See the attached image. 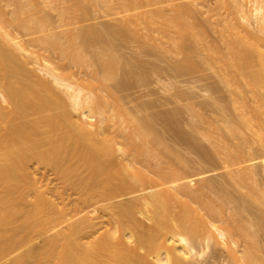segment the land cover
Here are the masks:
<instances>
[{"label": "bare ground", "instance_id": "1", "mask_svg": "<svg viewBox=\"0 0 264 264\" xmlns=\"http://www.w3.org/2000/svg\"><path fill=\"white\" fill-rule=\"evenodd\" d=\"M8 1L15 6L12 17L7 15L0 3V264H191L190 256L204 254L211 245L221 241L220 238L222 242L237 243L235 236L238 230H245L248 225L242 223L221 229L214 224L216 217L223 216V207L221 204L222 208H217L220 203L215 200L214 204L210 191L201 192L204 187L210 189L211 184L205 182L206 177L198 173L201 187L194 186L193 176L189 177L190 174L187 176L185 171L184 174L174 168L177 163L186 165V153L166 145L168 143L161 140L163 136L157 138L161 148L155 149L150 145L157 137L153 132L156 119L151 115L153 112L143 110V114L134 115L135 118L120 105L123 112L111 119V102L104 99L101 92L81 98V89H75L74 83L63 80L48 64L44 67L31 66L36 63L34 55L11 33L8 24L15 20L23 26L33 24L35 27L31 34L42 32L36 37L33 33V39L47 45L60 44V33L52 31L54 27L51 28L49 18L44 16L39 19L29 14L39 0ZM44 1L59 3L64 20L71 18L67 12L71 0ZM85 1L77 0L76 4ZM91 1L112 7L113 0ZM156 2L161 6L166 3L164 0ZM252 2L253 11L249 10V4L246 8L245 4L249 2L239 0L234 12L250 21L252 16L255 17L257 24L258 21L260 23V29L256 31H264V0ZM174 16L183 19L179 12ZM79 17L80 12L76 11L73 18ZM172 19L168 16L166 25L157 28L162 33V39L180 50L188 39L198 43L197 46L203 44L194 32L176 31L171 26ZM145 21L149 25L154 22L149 17ZM234 22L232 25L236 22L242 25L238 20ZM244 26L239 28L236 25L235 31V27L231 26L233 32L230 26L220 29V38L228 47L225 56L223 54L222 59L218 58L226 73L223 79L231 81L227 74L236 68L239 69L238 81L243 79L252 88L264 86L263 34L255 33L249 23L242 31ZM96 33L94 28L89 27L76 30L71 37L73 49L82 56V52L90 46V38L93 39ZM66 49L63 48V51ZM97 55L101 56L100 53ZM108 55L109 58L102 63L104 70L100 69L101 73L97 71L98 78H116L120 63L114 54L109 52ZM232 65L235 66L233 69ZM38 70L50 79L40 76ZM61 90L70 97H67L69 100L64 98ZM110 95L114 97L112 93ZM66 100L70 101L68 106L79 111L76 120L72 116L73 109L71 112L65 105ZM242 103H236V107L242 109L240 117L244 126L250 128L251 123L257 125L247 117L250 111L245 114L244 108H240ZM61 107L69 108L70 112H64ZM92 113L100 116L94 129L88 121ZM121 120L132 122V131L126 132L125 128L129 130L130 126H125L126 123ZM109 122L119 130V136L134 140L144 148L136 151L125 149L123 142L118 139L110 142L107 136L104 141L102 136L106 135L108 126L111 127ZM263 125L253 132L257 140H264ZM216 151L228 159L226 165L238 175V183L251 182L249 202L264 204V194L257 185L251 163V167L237 173L240 167L235 150L222 145ZM31 161L51 167L60 180L61 186L54 190V198L51 197L54 194L49 196V183L39 185L37 176H32L29 170ZM68 191L79 195L72 204L65 201ZM227 195L224 193L221 196ZM235 199L232 198V201ZM240 200L237 199L243 201ZM96 209L108 211L112 218V230L107 228L93 239L83 241L85 236L100 227L101 217H96L95 222L94 217L89 215ZM237 209L238 206L234 205L232 211L241 212ZM140 210L141 213L149 211L150 224L136 217V211ZM254 221L257 223V215ZM252 238L253 242L243 251L229 247L232 250L229 264L264 263V256L259 254L256 230L252 232ZM150 256L155 261H151Z\"/></svg>", "mask_w": 264, "mask_h": 264}, {"label": "rangeland", "instance_id": "2", "mask_svg": "<svg viewBox=\"0 0 264 264\" xmlns=\"http://www.w3.org/2000/svg\"><path fill=\"white\" fill-rule=\"evenodd\" d=\"M76 1L68 2L67 12L71 16L68 20H64L65 16L63 17L61 14L59 3L48 4L44 0H39L36 7L29 12L35 18L42 19L44 16L49 18L52 27L49 26L52 29L54 27L52 31L60 33L62 44L47 45L35 41L33 33H35L34 37L39 33L31 34L35 27L33 24L23 26L17 20L8 24L7 27L11 33L19 38L34 55L33 59L36 60V63L30 65L44 67V64H48L63 80L74 83L75 89H81V98L94 95L97 91L101 92L104 99L107 98L111 102V106L108 103L112 109H109L111 119L112 116L118 117L123 112L120 105L126 108L127 113H132V115L128 114L129 116L138 117L143 114V110H147L148 113L153 112L151 115L156 118L154 119L155 129L153 132L157 137L150 142V145H153L155 149L161 148L158 139L163 136L165 140L163 137L161 140L167 142L166 145L186 153L188 158L185 166L177 163L174 165L175 169L185 171L187 176L190 174L189 177L193 176L194 186L201 187V182L197 179L198 173L206 177L205 182L211 186L210 189L204 187L203 190L201 188V192L209 193L210 191L209 195H213L214 204L215 200L220 203L217 208L221 207V204L223 207V216L216 217L214 224L221 229L233 228L242 223L248 225L245 230L237 229L238 233L235 236L237 243L230 244L225 240L222 242V239L218 238L221 241L211 245L209 250L206 249V253L190 256L191 264H229L232 261L231 249L238 248L243 251L250 246V243L253 242L252 232L254 230L257 233L259 254L264 256V204L249 202V191L251 192L249 184L251 185V182L238 183L236 181L238 175L234 173L235 171L232 173L233 169L230 171V166L226 165L228 159L226 160L225 156L216 151L222 145L224 148L235 150L237 158L241 160V162L236 161L239 162L240 167L237 169L238 171L236 170L237 173L248 168L251 163L257 185L264 194V143H262V138V140H257L254 136L256 134L253 133L264 124V86L252 88L243 79L238 81L239 69L237 70L233 65L231 68L234 69L230 68L232 72L227 74L232 80L226 82L224 80L226 73L221 68L222 62L220 61L222 55L225 56V52H228L227 43L220 38V29H227L230 26L229 28L233 32L231 26L235 27V31L236 25L240 28L246 24L242 27L243 29L241 28L244 31L249 23L251 29L256 31V29H260L259 21L257 20V24L256 18L253 16L250 21L241 17L239 13L236 15L237 12L234 11L239 0H164L166 3L162 6L156 0H113L112 7L106 6L103 2L96 3L91 0L77 5ZM245 1L242 0V3L249 2L245 4L246 8L247 6L249 8L250 5L249 10L253 11L252 5L255 6V2H252L253 0ZM0 3L7 15L12 17L15 9L14 4L8 0H0ZM76 11L80 12V17L74 19ZM177 12L183 15V19L174 16ZM168 16L173 18L171 26H174L176 31L194 32L204 45L197 46L198 43L188 39L180 50L179 48L175 49L174 45L162 39V33L157 28L166 25ZM147 17L154 21L153 24L149 25L148 21L146 23ZM236 17L238 18L236 19ZM237 20L242 22L241 26L238 25ZM234 21L236 25H232ZM225 24L229 25L224 26ZM85 27L94 28L97 33L93 39L90 38V46L82 52L81 56L73 49L71 37L76 30ZM260 31L262 30H257L255 33L263 34L261 37L264 39V31L262 33ZM261 41L263 42V40ZM63 48L67 51L64 52ZM262 48L264 50V46ZM109 52L114 54L120 63L116 70L117 79L98 78L97 71L101 73L102 63L109 58ZM97 53H100L101 56H98ZM38 74L50 79L42 71L38 70ZM61 92L62 95H66L64 91L61 90ZM111 93L115 98L110 95ZM65 95H63L64 98H70ZM103 96L102 100H104ZM68 100L65 105L72 112L73 108L70 107L71 105L68 106L70 103ZM239 102H243L240 108H244L245 114L250 111L247 117L252 119L257 127L251 125L252 123L250 128L244 126L240 117L242 109L237 108L238 105H236ZM61 109L63 108L61 107ZM64 109V112L68 110ZM68 112L70 111L68 110ZM72 113L76 120L79 111L73 109ZM99 117L98 114L92 113V117L88 119L91 128L96 127ZM124 118L126 119V116ZM123 120L121 121L124 124ZM113 121L112 123H114ZM259 121L261 123H258ZM109 123L111 127L106 126L108 128L106 135L102 136L104 141L107 138L110 142L118 139L117 141L124 143L122 144L125 149L128 148L132 151L144 148L134 140L119 136V130L114 124ZM125 123V126H130V129L128 130L126 127L125 131H132L133 123L128 120ZM232 128L236 130L233 131ZM263 133L264 131H262ZM122 144L117 145L121 146ZM153 161L155 160L153 159ZM31 162L29 170L32 172V176H37L39 185L49 183V196L53 195L54 190L61 186L53 169L43 164H37L35 161ZM154 166L152 165V167ZM224 193L231 195L233 199L236 198L235 201L233 200V202L228 195L221 196ZM55 196L54 194L51 197ZM78 196V193L68 191L65 201L72 204ZM237 199L243 201L239 202ZM234 205H237L241 212L234 213L232 211ZM93 211L89 212V215L94 217L93 220L96 217H101L98 224L100 227H97L96 232L85 236L83 241H89L93 239L92 237L104 233L107 228L113 226L108 211L97 209ZM148 215L149 211L142 213L141 210L136 211V217L139 220L150 224L151 220ZM256 215L257 223L254 221ZM100 222L102 223L100 224ZM149 259L155 261L152 256Z\"/></svg>", "mask_w": 264, "mask_h": 264}]
</instances>
